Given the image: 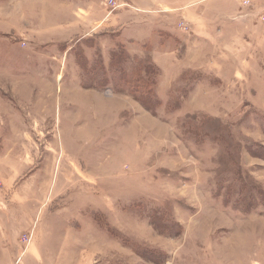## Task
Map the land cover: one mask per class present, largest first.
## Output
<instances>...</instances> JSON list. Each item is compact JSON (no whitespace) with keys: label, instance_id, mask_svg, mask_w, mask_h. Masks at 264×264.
<instances>
[{"label":"rangeland","instance_id":"374dc122","mask_svg":"<svg viewBox=\"0 0 264 264\" xmlns=\"http://www.w3.org/2000/svg\"><path fill=\"white\" fill-rule=\"evenodd\" d=\"M24 256L264 264V0H0V264Z\"/></svg>","mask_w":264,"mask_h":264},{"label":"crops","instance_id":"0c3cea01","mask_svg":"<svg viewBox=\"0 0 264 264\" xmlns=\"http://www.w3.org/2000/svg\"><path fill=\"white\" fill-rule=\"evenodd\" d=\"M12 227H13V226H12ZM12 227H11V228H12ZM17 250H18V249H16V252H17V253L15 252L14 256H15V255L18 256L17 254H18L19 251H17ZM14 256H13V258L11 259L12 262H13V261H16V260H15L16 258H15ZM0 261H1V260H0ZM13 263H15V262H13ZM16 264H27L26 261H25V256H24V262H23V261L21 262V260L19 259L18 262H17Z\"/></svg>","mask_w":264,"mask_h":264},{"label":"trees","instance_id":"16d2710c","mask_svg":"<svg viewBox=\"0 0 264 264\" xmlns=\"http://www.w3.org/2000/svg\"><path fill=\"white\" fill-rule=\"evenodd\" d=\"M147 91V90H146Z\"/></svg>","mask_w":264,"mask_h":264}]
</instances>
